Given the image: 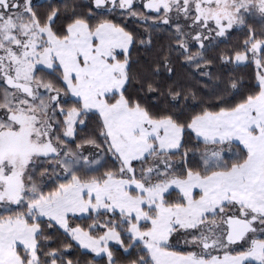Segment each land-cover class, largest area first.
<instances>
[{"label": "snow or ice", "instance_id": "obj_1", "mask_svg": "<svg viewBox=\"0 0 264 264\" xmlns=\"http://www.w3.org/2000/svg\"><path fill=\"white\" fill-rule=\"evenodd\" d=\"M77 249L264 264V0H0V264Z\"/></svg>", "mask_w": 264, "mask_h": 264}, {"label": "flooded vegetation", "instance_id": "obj_2", "mask_svg": "<svg viewBox=\"0 0 264 264\" xmlns=\"http://www.w3.org/2000/svg\"><path fill=\"white\" fill-rule=\"evenodd\" d=\"M136 2L139 3L140 0H136ZM45 3H46V0H45ZM230 39L232 43H235L237 41H242L243 36L239 32H234ZM224 47H231V44H227V45L222 44L221 48H224ZM142 55H144V51L141 49L139 52H137V54H134L133 56L136 57V56H142ZM177 68H178V73L180 74L188 73L190 75L189 69L181 68L179 67V65L177 66ZM211 71L217 75L221 73H227L228 75H237L244 82L245 87H247L249 84L256 83L255 74H256L257 69L254 64L249 67H240V68H234L233 66H228V68L216 67V68H213Z\"/></svg>", "mask_w": 264, "mask_h": 264}, {"label": "trees", "instance_id": "obj_3", "mask_svg": "<svg viewBox=\"0 0 264 264\" xmlns=\"http://www.w3.org/2000/svg\"><path fill=\"white\" fill-rule=\"evenodd\" d=\"M134 54H137V52H134ZM87 253V254H86ZM74 255L76 258L80 259L81 264H92L93 262V255L91 253H88L87 251L83 249H77L74 251ZM98 264V262H97ZM119 264V261L117 262Z\"/></svg>", "mask_w": 264, "mask_h": 264}, {"label": "rangeland", "instance_id": "obj_4", "mask_svg": "<svg viewBox=\"0 0 264 264\" xmlns=\"http://www.w3.org/2000/svg\"><path fill=\"white\" fill-rule=\"evenodd\" d=\"M180 246H181V248L183 247V240L181 239V241H180ZM84 250V249H83ZM85 251H87V250H85Z\"/></svg>", "mask_w": 264, "mask_h": 264}]
</instances>
